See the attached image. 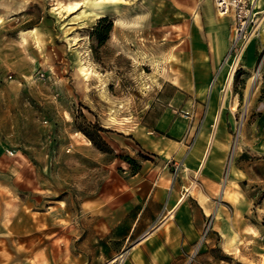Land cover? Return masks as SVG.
Segmentation results:
<instances>
[{
  "label": "rangeland",
  "instance_id": "374dc122",
  "mask_svg": "<svg viewBox=\"0 0 264 264\" xmlns=\"http://www.w3.org/2000/svg\"><path fill=\"white\" fill-rule=\"evenodd\" d=\"M257 5L256 34L229 60L228 83L216 78L237 100L233 139L250 113L240 60L264 39ZM102 16L112 28L99 43ZM219 22L231 40L232 14L214 0H0V264H128L136 239L116 221L128 185L198 186L199 169L170 153H186L207 116L224 117L207 63ZM262 186H242L259 190L254 203L217 193L183 264H264Z\"/></svg>",
  "mask_w": 264,
  "mask_h": 264
},
{
  "label": "crops",
  "instance_id": "0c3cea01",
  "mask_svg": "<svg viewBox=\"0 0 264 264\" xmlns=\"http://www.w3.org/2000/svg\"><path fill=\"white\" fill-rule=\"evenodd\" d=\"M225 25L226 22H219L220 34ZM229 44L228 35L222 33L217 43L208 45L213 52L208 54L207 63L210 69H218L211 93L219 95L223 91L220 107L225 110L224 117L215 121L212 115L207 116L190 149L186 153H170L184 158L192 171L199 169L198 186L185 181H154L146 176L144 181L128 185L130 197L116 205L121 213L116 221L129 222L124 236L136 239L129 246L128 264H183L184 256L200 239L209 215L214 213L213 201L217 193L228 194L229 198L233 194L235 203H254L259 190L249 195L242 186L254 189L264 184V97H260L264 92V56L256 54L264 48V39L248 46L238 67L249 79L246 92L250 113L239 126L236 139H233L235 113L231 111L237 104L236 97L230 85L220 88L216 80L218 78L220 83V79L232 74L229 60L224 59ZM172 117L173 114L166 111L160 121L166 124ZM194 124L195 118H192L190 126ZM232 141L233 148L228 153ZM260 209H264V196Z\"/></svg>",
  "mask_w": 264,
  "mask_h": 264
},
{
  "label": "built area",
  "instance_id": "2783aa9c",
  "mask_svg": "<svg viewBox=\"0 0 264 264\" xmlns=\"http://www.w3.org/2000/svg\"><path fill=\"white\" fill-rule=\"evenodd\" d=\"M214 2L219 14H232L233 32L224 59L231 60L234 64L245 41L258 30L261 9L257 5L258 0H214Z\"/></svg>",
  "mask_w": 264,
  "mask_h": 264
},
{
  "label": "trees",
  "instance_id": "16d2710c",
  "mask_svg": "<svg viewBox=\"0 0 264 264\" xmlns=\"http://www.w3.org/2000/svg\"><path fill=\"white\" fill-rule=\"evenodd\" d=\"M111 28H112V21L107 16H102L97 20L96 25L93 28L92 35H94L97 38L99 43H103V41L107 38ZM89 137L92 140V142L97 145V142L95 141V139L91 136Z\"/></svg>",
  "mask_w": 264,
  "mask_h": 264
},
{
  "label": "bare ground",
  "instance_id": "6f19581e",
  "mask_svg": "<svg viewBox=\"0 0 264 264\" xmlns=\"http://www.w3.org/2000/svg\"><path fill=\"white\" fill-rule=\"evenodd\" d=\"M79 3L78 2H74V3H69L66 7H67V9L68 10H74L77 6H79L78 5ZM55 10H57V9H55ZM233 63V62H232ZM232 75V74H231ZM255 79V75L252 77V80L251 81H253ZM230 79L228 78L227 79V83H228V81H229Z\"/></svg>",
  "mask_w": 264,
  "mask_h": 264
}]
</instances>
